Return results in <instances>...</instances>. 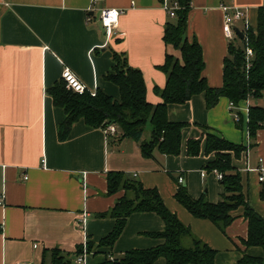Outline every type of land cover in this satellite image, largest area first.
Instances as JSON below:
<instances>
[{
	"label": "crops",
	"instance_id": "crops-1",
	"mask_svg": "<svg viewBox=\"0 0 264 264\" xmlns=\"http://www.w3.org/2000/svg\"><path fill=\"white\" fill-rule=\"evenodd\" d=\"M191 1L188 38L198 40L202 48L203 75L209 86L221 88L231 42L223 32L222 6L234 4L245 11V20L236 24L243 32L246 25L257 30L264 0ZM106 8L125 11L110 39L100 23ZM171 20L164 0H0V264H43L45 252L49 251L46 260L50 262V251L55 249L74 264L85 244L98 245L116 223L98 215L111 211L123 195L108 194L111 172H123L146 189H158L169 210L217 251L216 264H239L245 254L264 259V247L243 244L248 238L244 207L232 212L234 221L223 233L211 221L194 217L175 198L183 176V185L194 199L206 196L211 203L222 201L221 181L205 168L212 157L187 156L186 142L210 131L247 147L249 109H264V94L235 109L225 98L208 109L204 94L186 105H171L169 120L188 124L179 156L155 152L157 159L145 158L139 142L121 138L119 133L110 137L106 129L89 127L83 121L73 125L66 141L59 139L66 115L47 90L62 79L65 68L89 91L102 90L119 100V88L105 77L113 71V55H124L132 68L142 72L147 101H162L155 89L166 86L167 75L160 67L167 54L179 56L163 40ZM234 113L242 118L240 127ZM150 138L151 132H145L142 140ZM246 160L244 154L234 161L235 166L241 171L249 205L264 219V182L259 181L264 171H244ZM249 161L251 167L264 169V127L250 149ZM164 228L156 214L135 213L115 246L88 253L85 264H105L130 250L155 248L163 241L146 233ZM155 264L166 261L162 258Z\"/></svg>",
	"mask_w": 264,
	"mask_h": 264
},
{
	"label": "trees",
	"instance_id": "trees-1",
	"mask_svg": "<svg viewBox=\"0 0 264 264\" xmlns=\"http://www.w3.org/2000/svg\"><path fill=\"white\" fill-rule=\"evenodd\" d=\"M177 3L179 8L176 18L166 24L163 40L166 46H172L179 52V56L167 54L164 65L160 67L167 75L166 86L155 89L162 101L158 104L147 101V88L142 72L132 68L124 55L115 53L113 71L105 79L119 88V100L102 90H97L95 96L90 92L76 93L67 89L63 79L47 90L54 105L63 109L66 115L59 129L61 141L68 139L73 125L79 121L95 129H107L110 125H115V136L119 133L121 138L139 142L145 158H156L155 152L163 156H179L183 151V130L188 124L169 120L171 105H186L193 97L204 94L208 109L214 108L221 98L228 99L239 107L249 99H260L263 96L264 7L259 9L257 30H244V39L236 38L229 43L224 59L223 86L212 88L203 75L205 62L202 48L198 40L190 41L188 38L192 1L177 0ZM247 48L254 52V57L249 62L246 60ZM242 124L240 118L237 125L240 127ZM147 126H151V138L143 141ZM263 127L264 109L259 106L250 107L247 122L250 149L256 146L257 134ZM206 130L209 131L210 128ZM247 150L245 145L234 144L210 131L198 138H190L186 142L187 156L197 157L203 153L207 158L212 157L205 168L223 175L221 183L224 193L221 202L211 203L206 196L194 199L187 187L180 185L175 198L194 217L211 221L223 233L234 221L232 212L244 207L248 238L243 244L246 247H264V219L249 205L243 192L241 171L234 162L241 160ZM107 185L109 195H123L111 211L98 216L115 219L116 223L110 234L98 245H87L89 251L95 248L97 251L112 249L122 236L129 217L135 213L156 214L163 220L165 228L161 232L146 233L162 240L161 245L151 249L130 250L121 259L108 260L105 264H155L162 258L166 264H216L217 251L196 237L169 210L158 189H146L140 181L123 172L109 173ZM262 196L264 197V191ZM82 252L81 248L78 254ZM48 253L49 251L45 252L43 264H72L58 249L50 251L52 258L48 262ZM239 264H264V259L245 254Z\"/></svg>",
	"mask_w": 264,
	"mask_h": 264
},
{
	"label": "built area",
	"instance_id": "built-area-1",
	"mask_svg": "<svg viewBox=\"0 0 264 264\" xmlns=\"http://www.w3.org/2000/svg\"><path fill=\"white\" fill-rule=\"evenodd\" d=\"M97 1V0H94ZM179 8V4L175 0H164V9L168 13L169 17L171 19L176 18V11ZM222 10L224 12V24H223V32L225 34V37L229 41H234L236 38H239L235 31L236 24L239 22H242L246 18V13L243 9L237 7L234 4H228V5H223ZM125 13L124 10L120 9H102L101 14H100V23L105 31V35L107 39H110L113 37L115 34V29L118 27L120 17ZM88 22L91 21V18L89 17L87 19ZM249 26L246 25L244 30H248ZM254 57V52L251 48H247L246 50V60L249 62L251 59ZM62 79L66 83V87L68 90L74 91L79 94H84L85 92H90L92 96L96 95L97 91H89L87 87L76 77V75L69 69L65 68L62 72ZM231 109H235L236 106L231 103ZM235 120L239 122L240 116L238 113H234ZM106 132L108 136H115L117 134V127L115 125H110L107 129ZM250 138L248 134V150L245 153L247 156L246 160V168L244 171L246 172H263L264 169L262 168V165L257 167L256 169L251 167L250 161H249V152H250ZM260 164H262V159L259 160ZM215 175L217 176L218 180L221 181L223 179V175L219 173L218 171H213ZM27 180V177H25ZM259 181L261 183L264 182V176L260 175ZM178 183L180 185H183L185 183V179L183 176H180L178 179ZM3 203V198L0 197V204ZM86 218L84 217L83 219V224L86 225ZM35 247H37L35 245ZM87 245H84L83 252L75 259L74 264H85L86 262V257H87ZM22 264H32L30 262L22 263Z\"/></svg>",
	"mask_w": 264,
	"mask_h": 264
},
{
	"label": "rangeland",
	"instance_id": "rangeland-1",
	"mask_svg": "<svg viewBox=\"0 0 264 264\" xmlns=\"http://www.w3.org/2000/svg\"><path fill=\"white\" fill-rule=\"evenodd\" d=\"M169 48L171 49L172 52H176V50L172 46H169ZM174 56H176V55H174ZM145 132H146V134H149L151 132V126H147ZM96 251H97L96 248L92 249V251H89V247H87V253H89V254H93Z\"/></svg>",
	"mask_w": 264,
	"mask_h": 264
},
{
	"label": "water",
	"instance_id": "water-1",
	"mask_svg": "<svg viewBox=\"0 0 264 264\" xmlns=\"http://www.w3.org/2000/svg\"><path fill=\"white\" fill-rule=\"evenodd\" d=\"M235 31L237 33V35L239 36L240 39H244L245 38V34L237 27H235Z\"/></svg>",
	"mask_w": 264,
	"mask_h": 264
}]
</instances>
